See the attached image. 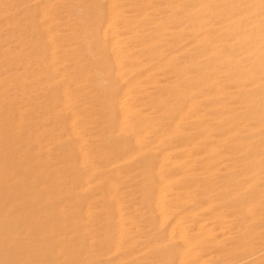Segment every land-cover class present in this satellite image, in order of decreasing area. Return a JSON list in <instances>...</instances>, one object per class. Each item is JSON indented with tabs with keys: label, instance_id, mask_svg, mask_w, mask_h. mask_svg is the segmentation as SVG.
<instances>
[{
	"label": "rangeland",
	"instance_id": "obj_1",
	"mask_svg": "<svg viewBox=\"0 0 264 264\" xmlns=\"http://www.w3.org/2000/svg\"><path fill=\"white\" fill-rule=\"evenodd\" d=\"M262 149L264 0H0V264H234Z\"/></svg>",
	"mask_w": 264,
	"mask_h": 264
},
{
	"label": "bare ground",
	"instance_id": "obj_2",
	"mask_svg": "<svg viewBox=\"0 0 264 264\" xmlns=\"http://www.w3.org/2000/svg\"><path fill=\"white\" fill-rule=\"evenodd\" d=\"M148 35H150V33L147 31L146 34L145 33L143 34L142 38L147 37ZM134 39H135V37H134ZM246 156H247V158H249V160H251V165H252L251 169L252 170L255 171L256 169H260V170L264 169V149L259 150V151H253L251 153L249 152L246 154ZM262 174L263 175L259 176V178H258L259 179L258 183H256V184L247 183L246 186L243 188H242L243 184H239L238 181L233 182V183L227 182V184H229L228 188L225 189V193H221L220 199L224 200L227 198L228 202L225 204L222 203L220 205H224L227 208H233L234 209L235 215L238 217L236 219L235 224H237V228L240 229L239 231H241L242 229H244L246 227L248 229V226L251 227L252 225H256L257 223L263 224L260 221L261 218L263 219V222H264V199H262L261 201L258 199V197L261 198L262 194H264V186L261 187V184L262 183L264 184V171ZM227 184H226V186H227ZM242 189H245V191L241 192ZM208 200H210V202H211V196H208ZM255 201H259L260 203L254 204ZM148 204L149 203H147V206H148ZM255 219H258V221L256 223L254 222ZM263 235H264V233H263ZM174 256H175V254H174ZM235 257H236V259H235L234 264H256L259 259L264 258V244L259 249L256 248V249H252V250H245L244 252H241L240 255L238 253V255ZM176 259H177V256H176Z\"/></svg>",
	"mask_w": 264,
	"mask_h": 264
}]
</instances>
